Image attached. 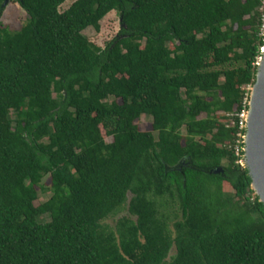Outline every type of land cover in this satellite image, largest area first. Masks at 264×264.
<instances>
[{
  "label": "trees",
  "instance_id": "obj_1",
  "mask_svg": "<svg viewBox=\"0 0 264 264\" xmlns=\"http://www.w3.org/2000/svg\"><path fill=\"white\" fill-rule=\"evenodd\" d=\"M68 1L14 0L13 31L0 0V264H264L241 125L264 0Z\"/></svg>",
  "mask_w": 264,
  "mask_h": 264
},
{
  "label": "water",
  "instance_id": "obj_2",
  "mask_svg": "<svg viewBox=\"0 0 264 264\" xmlns=\"http://www.w3.org/2000/svg\"><path fill=\"white\" fill-rule=\"evenodd\" d=\"M10 0H6L8 5ZM123 18H121V22ZM258 61L256 80L250 89L249 109L245 118L244 163L252 180V190L264 204V47ZM222 167L211 174H221Z\"/></svg>",
  "mask_w": 264,
  "mask_h": 264
},
{
  "label": "rangeland",
  "instance_id": "obj_3",
  "mask_svg": "<svg viewBox=\"0 0 264 264\" xmlns=\"http://www.w3.org/2000/svg\"><path fill=\"white\" fill-rule=\"evenodd\" d=\"M76 0H69L61 8V12L66 11ZM28 15L26 11L14 0H10L8 3L4 15L2 17V25L13 31L20 30L22 26L26 23ZM123 25L121 22V17L117 12H112L107 15L101 21L100 31H96L94 28H88L84 34L91 40V42L97 44L102 48H106L107 44L112 42L120 33ZM138 126L141 131L149 132L152 131V119L148 116H143L138 122ZM105 140L110 143L111 138L106 136L103 132ZM245 165V163L243 162ZM50 193H41L37 205L49 199ZM131 197V195H130ZM127 215V211H122L119 215L108 220V224L114 226L117 220L123 216Z\"/></svg>",
  "mask_w": 264,
  "mask_h": 264
},
{
  "label": "built area",
  "instance_id": "obj_4",
  "mask_svg": "<svg viewBox=\"0 0 264 264\" xmlns=\"http://www.w3.org/2000/svg\"><path fill=\"white\" fill-rule=\"evenodd\" d=\"M262 10L264 11V1H263V7H262ZM262 33H263V35H264V15H263V26H262ZM241 118H242L241 125H242V127H245V118H246V113L242 114V115H241Z\"/></svg>",
  "mask_w": 264,
  "mask_h": 264
}]
</instances>
